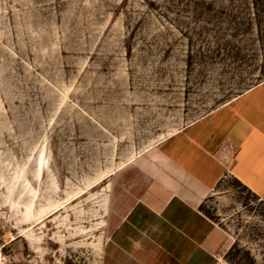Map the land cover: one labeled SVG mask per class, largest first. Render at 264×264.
<instances>
[{"label":"rangeland","instance_id":"rangeland-1","mask_svg":"<svg viewBox=\"0 0 264 264\" xmlns=\"http://www.w3.org/2000/svg\"><path fill=\"white\" fill-rule=\"evenodd\" d=\"M263 81L264 0H0V264L121 262L134 208L192 191L171 137ZM199 211L264 264V200L227 176Z\"/></svg>","mask_w":264,"mask_h":264},{"label":"crops","instance_id":"crops-1","mask_svg":"<svg viewBox=\"0 0 264 264\" xmlns=\"http://www.w3.org/2000/svg\"><path fill=\"white\" fill-rule=\"evenodd\" d=\"M166 151L173 179L192 191L155 188L114 235V264H220L228 234L199 201L227 176L264 200V81L174 134Z\"/></svg>","mask_w":264,"mask_h":264}]
</instances>
